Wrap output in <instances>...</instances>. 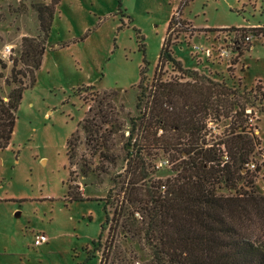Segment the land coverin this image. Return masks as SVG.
<instances>
[{"label": "rangeland", "instance_id": "374dc122", "mask_svg": "<svg viewBox=\"0 0 264 264\" xmlns=\"http://www.w3.org/2000/svg\"><path fill=\"white\" fill-rule=\"evenodd\" d=\"M50 1L0 0L4 74L20 54L21 38L41 34L35 5ZM172 14L182 24L175 25L171 48L185 68L249 95L259 81L264 93V36L247 31L246 40L242 30L231 28L264 25V0H60L42 63L23 91L10 143L0 149V264L99 263L107 235V229L101 234L104 197L125 164L121 134L138 113L140 68L146 64L149 83ZM220 27L226 29L216 30ZM173 76L180 73L167 63L163 78ZM9 89L2 85L3 94ZM108 90L116 91L122 130L105 133L103 140L100 132H90L86 141L80 124L88 105ZM251 109L260 140L253 155L261 167L256 182L264 193V98L255 99ZM75 131L79 139L68 164L66 140ZM152 162L156 177L174 174L164 154ZM67 183L91 199L68 201ZM39 232L48 242L34 246ZM122 246L127 255L138 253L140 263L150 258L134 241Z\"/></svg>", "mask_w": 264, "mask_h": 264}, {"label": "trees", "instance_id": "16d2710c", "mask_svg": "<svg viewBox=\"0 0 264 264\" xmlns=\"http://www.w3.org/2000/svg\"><path fill=\"white\" fill-rule=\"evenodd\" d=\"M59 1L35 5L41 34L21 38L9 75L4 74L7 62L0 58V149L10 143L23 91L33 84L42 63ZM176 24L182 20L172 14L149 83L146 64L140 68L138 113L121 134L125 164L111 177L104 197L101 234L107 229V235L98 264H143L135 251L127 255L122 246L127 240L147 251L150 258L144 264H264V193L256 182L261 167L253 162L260 140L250 121L254 100L264 98L262 85L258 81L249 95L185 68L171 48ZM231 28L242 30L243 38L247 31L264 36V25ZM221 29L226 27L216 30ZM167 63L180 76L164 79ZM2 85L10 87L6 95ZM115 95V90L104 91L96 105H88L80 124L86 141L90 132H100L103 140L105 133L109 137L122 130ZM78 139L75 131L66 140L68 164ZM160 154L174 172L163 179L155 176L152 162ZM65 198L91 199L70 183Z\"/></svg>", "mask_w": 264, "mask_h": 264}, {"label": "built area", "instance_id": "2783aa9c", "mask_svg": "<svg viewBox=\"0 0 264 264\" xmlns=\"http://www.w3.org/2000/svg\"><path fill=\"white\" fill-rule=\"evenodd\" d=\"M245 38H246V40H250L249 36H246ZM246 166H248L251 169L254 168L253 163H247ZM47 241H48L47 235L43 232H39V233L35 234V236L33 238V245L34 246H40L41 244L46 243Z\"/></svg>", "mask_w": 264, "mask_h": 264}, {"label": "crops", "instance_id": "0c3cea01", "mask_svg": "<svg viewBox=\"0 0 264 264\" xmlns=\"http://www.w3.org/2000/svg\"><path fill=\"white\" fill-rule=\"evenodd\" d=\"M48 242V241H47ZM1 264H3V263H1Z\"/></svg>", "mask_w": 264, "mask_h": 264}]
</instances>
